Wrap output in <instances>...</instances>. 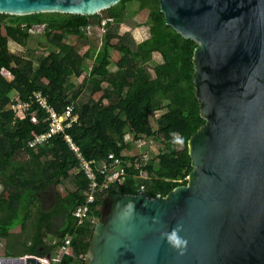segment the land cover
<instances>
[{
	"label": "trees",
	"instance_id": "trees-1",
	"mask_svg": "<svg viewBox=\"0 0 264 264\" xmlns=\"http://www.w3.org/2000/svg\"><path fill=\"white\" fill-rule=\"evenodd\" d=\"M135 1L140 10L149 11L151 36L139 44L123 23L128 4ZM35 24H46L49 53L26 58L12 52L9 42L27 46ZM92 24L107 29L105 49L96 55L88 45L79 49L66 41L68 34L82 35V29ZM196 48L192 39L167 24L159 0H121L90 15L0 13V256L51 255L55 261V254L65 247L59 264H85L94 226L87 221L78 225L75 213L86 203L89 181L85 173H76L80 160L66 135L88 161L109 163L113 154L129 163L123 183L96 194L89 205L92 218L102 219L106 197L117 192L138 195L145 189L149 197L163 198L188 185L193 171L189 140L206 122L193 83ZM154 53L163 63L151 76L148 67ZM90 58L93 64L87 73L82 65ZM88 83V99L80 103ZM38 91L58 114L74 104L78 119L47 143L30 146L51 123L49 112L35 101ZM24 102L30 104L27 111L11 107ZM165 109L154 129L150 114ZM34 114L37 122L32 121ZM139 140L157 142L159 153L144 162L149 145L139 150ZM131 150L133 155L123 156ZM137 163L142 169L135 168ZM67 181L74 189L62 195L58 188Z\"/></svg>",
	"mask_w": 264,
	"mask_h": 264
},
{
	"label": "water",
	"instance_id": "water-1",
	"mask_svg": "<svg viewBox=\"0 0 264 264\" xmlns=\"http://www.w3.org/2000/svg\"><path fill=\"white\" fill-rule=\"evenodd\" d=\"M121 0H0V13L95 14ZM192 39L206 121L189 140L193 171L167 197H106L85 264H264V0H159ZM0 256V264H49Z\"/></svg>",
	"mask_w": 264,
	"mask_h": 264
},
{
	"label": "rangeland",
	"instance_id": "rangeland-1",
	"mask_svg": "<svg viewBox=\"0 0 264 264\" xmlns=\"http://www.w3.org/2000/svg\"><path fill=\"white\" fill-rule=\"evenodd\" d=\"M148 17H149V11L148 10H140V4L135 2H132L130 4H128L127 6V10H126V15L124 18L123 23L125 24V26H127L130 30V37L132 39V41L135 44H139L145 40H147V38H150L149 34H150V27L148 26ZM44 28V27H43ZM106 29V28H105ZM103 29V26H99V25H95L92 24L88 27L83 28L82 30V35H72V34H68L66 36V41L69 43H72L73 45H75L77 48H83L86 45H88L91 49L95 50L97 54V52H100L102 50L105 49V34L107 33V29L105 30ZM40 30L39 26L36 25L35 27V33H31V36L28 40V44L27 46H22L20 44H18L17 42H9V49L12 52L21 54L23 56H25L26 58L30 57L31 54H37V55H46L49 53V51L51 50L52 46H45V44L48 42V39L45 36V31H38ZM45 30V28H44ZM110 54L113 52L111 49L109 50ZM158 54V53H157ZM159 59L161 61V55L158 54ZM37 64V63H35ZM93 64V59H87L84 64L82 65V68L89 73L91 70V65ZM158 64V62L154 59H152V61L149 64L148 67V72L150 73L151 76H154V72H153V68ZM3 74L7 77V78H11V75L8 71L3 70ZM74 81L76 83H78V79H74ZM103 86L105 87L106 85L103 84ZM89 83L87 84V88L85 90V92L82 93V95L78 98V102L83 103L85 101H87L88 96H89ZM12 107V106H11ZM167 112V110H161V111H157V112H153L150 114V119L152 121L153 127L154 129L157 128V120ZM127 139V138H126ZM145 143H147L149 145V149H148V154L144 156L145 160H149L151 159V157H155L159 151V144L157 142L154 141H142L139 140L138 143L136 145H138L139 147H137L139 150H141ZM135 145V146H136ZM77 146V145H76ZM78 147V146H77ZM79 148V147H78ZM80 150V149H79ZM135 150V149H134ZM134 150L131 151H125L123 152L124 155H133ZM81 153V151H80ZM82 154V153H81ZM99 162V161H96ZM140 169H142V166L140 167ZM76 173H81L78 170L76 171ZM189 180V177H188ZM2 185L0 183V191L2 190ZM74 189V186L72 185L71 181H67L65 182L62 186H60L58 188V190L60 191V193L62 195H66L69 191H72ZM141 192V191H140ZM103 212V209H102ZM101 220H97V219H93L92 220V224L94 226V229L96 227L97 224L101 223ZM63 252L60 250L55 254V261H53L54 263H58L62 256Z\"/></svg>",
	"mask_w": 264,
	"mask_h": 264
},
{
	"label": "built area",
	"instance_id": "built-area-1",
	"mask_svg": "<svg viewBox=\"0 0 264 264\" xmlns=\"http://www.w3.org/2000/svg\"><path fill=\"white\" fill-rule=\"evenodd\" d=\"M106 21L103 22L105 24ZM36 25L39 26L40 30L45 31L46 24H35L30 29V33H35ZM44 27V28H43ZM103 29L105 27L103 26ZM38 30V31H40ZM106 30V29H105ZM35 101L38 102L43 108L49 112V116L51 118L50 128L46 133H42L38 135L35 139L29 142L30 146H35L37 144H45L49 141L52 135L64 131L66 128L71 126V124L78 119V115L73 113L74 111V104H69L63 114H58L56 110L51 107L48 103L46 98L43 94L38 91L34 93ZM30 104L28 102L18 103L13 105L12 108L15 111L22 109L23 111H27ZM32 121L37 122V117L35 114L32 116ZM65 138L67 139L71 150L75 152L77 158L80 160V167L78 169L79 172L85 173L89 185L85 192L86 196V203L80 206L75 216L78 219V225L84 224L86 221L91 222L94 218L89 216L90 207L89 205L95 201V197L97 193H103L104 191L108 190L111 186L119 183H123L126 179V166L129 163H125L123 160L116 158L113 154L109 155L108 160L109 163L106 161H88L84 158V156L80 153L79 148L74 143L72 137L70 135H66ZM129 141V137L126 139ZM139 147L138 145L136 148ZM123 156H126L123 154ZM145 156V155H144ZM143 161L147 162L143 157ZM142 164L137 163L135 168L140 169ZM103 177L102 183L99 182V177ZM70 243V239H67L66 244ZM65 247L61 249L63 252Z\"/></svg>",
	"mask_w": 264,
	"mask_h": 264
},
{
	"label": "clouds",
	"instance_id": "clouds-1",
	"mask_svg": "<svg viewBox=\"0 0 264 264\" xmlns=\"http://www.w3.org/2000/svg\"><path fill=\"white\" fill-rule=\"evenodd\" d=\"M142 190H145V189H142ZM95 219V218H94ZM23 256V258H25V257H27V256H24V255H22ZM51 256V255H50ZM1 257H5V256H1ZM10 257H17V256H10ZM36 257V256H35ZM48 257V256H47ZM47 257L46 258H44V259H42V258H39V257H37V258H39L40 260H42L43 262H45V263H48V259H47ZM49 264H59V262L58 263H54L53 262V260H52V258H51V261H49Z\"/></svg>",
	"mask_w": 264,
	"mask_h": 264
},
{
	"label": "crops",
	"instance_id": "crops-1",
	"mask_svg": "<svg viewBox=\"0 0 264 264\" xmlns=\"http://www.w3.org/2000/svg\"><path fill=\"white\" fill-rule=\"evenodd\" d=\"M149 36H150V34H149ZM148 39V38H147ZM159 55L157 54V53H154L153 54V57H154V59L158 62V64H162L163 63V59H161V61H160V59H159V57H158ZM162 58V57H161Z\"/></svg>",
	"mask_w": 264,
	"mask_h": 264
},
{
	"label": "flooded vegetation",
	"instance_id": "flooded-vegetation-1",
	"mask_svg": "<svg viewBox=\"0 0 264 264\" xmlns=\"http://www.w3.org/2000/svg\"><path fill=\"white\" fill-rule=\"evenodd\" d=\"M15 42V41H14ZM19 44V43H18Z\"/></svg>",
	"mask_w": 264,
	"mask_h": 264
}]
</instances>
